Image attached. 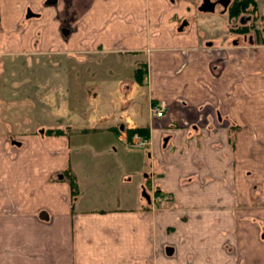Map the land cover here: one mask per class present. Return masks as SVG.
<instances>
[{"label": "crops", "instance_id": "0c3cea01", "mask_svg": "<svg viewBox=\"0 0 264 264\" xmlns=\"http://www.w3.org/2000/svg\"><path fill=\"white\" fill-rule=\"evenodd\" d=\"M45 1L0 0V56L141 54L144 71L117 80L123 101L105 113L74 114L82 97L57 101L43 78L38 112L21 99L34 108L26 130L0 118V264H264V43L212 45L196 24L178 29L181 1ZM136 127L145 148L127 147ZM83 132L105 142L84 151Z\"/></svg>", "mask_w": 264, "mask_h": 264}, {"label": "rangeland", "instance_id": "374dc122", "mask_svg": "<svg viewBox=\"0 0 264 264\" xmlns=\"http://www.w3.org/2000/svg\"><path fill=\"white\" fill-rule=\"evenodd\" d=\"M169 1L170 5H175L179 1H181V4L183 5H181L182 7L180 6V11H183L182 13H179L180 16H177L175 14L172 16V19L177 20V26L179 27V25L183 21H186V24L183 25V27H185L186 29L191 28L194 26V24H196L198 26V30L204 38L202 40H207V42L209 41V43L212 45H225L226 43L230 44L231 38L236 36V32L232 30V21L223 17L217 11V8L214 11L205 12L198 10L199 0ZM257 1L258 9H260V11H263L264 0ZM165 6H163V11L165 14H168L171 9H167V7ZM184 8L187 12L184 11ZM246 12L247 11H245L244 15L247 14ZM72 15V13H69V20L66 21V24L67 22L69 23L72 20ZM262 39L263 38H259L258 40H254V42H262ZM240 42L243 41L240 40L238 43ZM88 51L71 55L62 53L43 56H38L35 54L27 56L17 55V58H14L12 54L1 55L0 60L2 61L3 65L2 74H4V77L6 78L5 81H7L8 79L7 85H10L11 87H0V118L4 121H8L10 128H12L13 130H26V128L23 127L24 125H22L20 121L23 119L27 121V117L32 114V111L34 110V108L31 107L33 106V104L31 103L32 100H35L34 106L36 107L37 112L39 111L38 109L42 108L40 100H43V78L47 81L51 79L52 86L50 90L46 89V91L47 94L55 93L58 98L57 101H59L61 98L62 101H67L66 97L69 92H72L73 95L75 93V95L82 97L81 104L79 102H77L76 104L77 109L75 110V112L73 110L72 112H66L67 114L71 115L74 112V114L77 115L88 114L92 116L96 113L100 114L105 113L106 111H110L112 108V103L114 105H119L121 101H123V94H125V92L122 90L123 84L117 83V80L121 77H124L123 75L131 77L133 79V69L135 68L133 64H137L135 59H142L143 56L141 54H138L136 57H132L128 55L126 56V54L121 55L111 53L109 51L101 54H93ZM27 63H29V70L26 71L25 69ZM15 65H17L19 69L18 71L13 72L15 75L14 76L11 74L9 67H15ZM86 66H88L89 68L85 69ZM16 78H18L19 80H15ZM22 78L25 80L27 78L29 82L26 80V82L21 83ZM132 82L134 86L133 91L131 90L127 95H131V98H135L132 99V101H134L136 105L135 111L139 112L142 115L141 121H145V114L146 116L147 114H149L146 103L147 100L145 102L146 96L143 93L142 88L138 86L135 81ZM13 85H17L19 86L18 88L25 89V94L22 90L16 89V87ZM32 87L34 92L31 91ZM8 88H10V92ZM14 89L18 91L17 96H14V93H16ZM24 96H27L31 102L29 101L28 104L26 103V101L22 102L21 99H23ZM116 99L118 100L117 102ZM57 106V108L59 109L58 104ZM63 107H65V105H63ZM50 111L52 113L56 112V110L53 108H51ZM45 112L47 113V110H44L43 112H41V114H44ZM56 114H58V112ZM72 117L74 118L76 116ZM28 126L30 128V125ZM80 139L83 144H85L83 150L88 152L91 149V147L88 145L92 144L95 147H100L102 142H105V140L103 141L97 133L92 134V132L81 133ZM71 140L73 142V138H71ZM122 152L126 153L123 150ZM108 153L109 150L105 152V154ZM117 156L120 157L121 160L126 159V155H123L121 152H118L115 155V158ZM100 159L106 161L109 159V157L104 155ZM100 171L101 173H105V177L112 176L114 174V169L112 167H108ZM94 172L95 170L93 171V173ZM88 177L89 175L87 174V177L85 178L87 184H89ZM87 196L88 194L84 192L83 199L85 200L86 198H88Z\"/></svg>", "mask_w": 264, "mask_h": 264}, {"label": "flooded vegetation", "instance_id": "af4514ba", "mask_svg": "<svg viewBox=\"0 0 264 264\" xmlns=\"http://www.w3.org/2000/svg\"><path fill=\"white\" fill-rule=\"evenodd\" d=\"M202 4H212L213 9L200 10L199 7ZM216 8L223 17L232 21V30L236 32V36L231 38V43L237 44L240 40L250 43L259 38L264 39V10L258 9L257 0H248V2L244 0H199L198 2L199 11L209 12ZM245 11H247L246 15H244Z\"/></svg>", "mask_w": 264, "mask_h": 264}, {"label": "built area", "instance_id": "2783aa9c", "mask_svg": "<svg viewBox=\"0 0 264 264\" xmlns=\"http://www.w3.org/2000/svg\"><path fill=\"white\" fill-rule=\"evenodd\" d=\"M150 112L153 116H161L164 110V103L152 104L150 106ZM147 144V139L139 135H135L132 141L127 143L128 148H143Z\"/></svg>", "mask_w": 264, "mask_h": 264}, {"label": "trees", "instance_id": "16d2710c", "mask_svg": "<svg viewBox=\"0 0 264 264\" xmlns=\"http://www.w3.org/2000/svg\"><path fill=\"white\" fill-rule=\"evenodd\" d=\"M244 2H248V0H244ZM246 5V4H244ZM262 42L264 43V39H262ZM143 71H144V68L142 67V64L139 63L137 65V67L134 69V77L136 78V80L138 81H141V76L143 74ZM148 131L146 130L145 127H136V128H131L128 130V137L131 138V136L136 133V134H139L140 136H143L145 138H148ZM73 183V188H74V191L76 190V185L74 184V181H72Z\"/></svg>", "mask_w": 264, "mask_h": 264}, {"label": "water", "instance_id": "95a60500", "mask_svg": "<svg viewBox=\"0 0 264 264\" xmlns=\"http://www.w3.org/2000/svg\"><path fill=\"white\" fill-rule=\"evenodd\" d=\"M54 1L55 0H46L45 3H51V2H54ZM199 9L200 10H212L213 9V5L212 4H206V5L202 4V6L199 7ZM31 15H32V12H30V10H28L26 16L28 17V16H31ZM184 24H186V21H183L179 25L178 29H182Z\"/></svg>", "mask_w": 264, "mask_h": 264}]
</instances>
